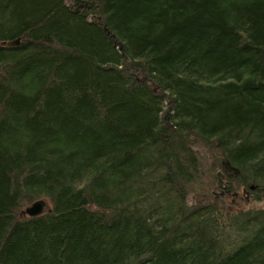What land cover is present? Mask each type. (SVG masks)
<instances>
[{
  "label": "trees",
  "instance_id": "16d2710c",
  "mask_svg": "<svg viewBox=\"0 0 264 264\" xmlns=\"http://www.w3.org/2000/svg\"><path fill=\"white\" fill-rule=\"evenodd\" d=\"M206 176L264 202V0H0V264H264Z\"/></svg>",
  "mask_w": 264,
  "mask_h": 264
},
{
  "label": "rangeland",
  "instance_id": "374dc122",
  "mask_svg": "<svg viewBox=\"0 0 264 264\" xmlns=\"http://www.w3.org/2000/svg\"><path fill=\"white\" fill-rule=\"evenodd\" d=\"M166 106L164 107L162 115L166 111ZM205 170H206L205 167H202V169L200 170L202 176L204 175ZM221 190H226V189H224L222 185H219L218 189H215L214 179L212 178V176L209 177L206 176V178H204V184L202 185V187H200V185L198 184L197 186L194 187V190L188 195L187 202L189 204L204 203L210 200L209 198H215L214 195H216L217 197L215 199H218V201L222 203V208L224 210H229L230 208L232 209V211L245 210L249 208H257L264 206L263 201L253 200L250 196H248L246 192L245 193L242 192L240 188L236 191L234 190L221 191ZM219 193L223 194V196H219ZM21 209H23V206L20 208V210Z\"/></svg>",
  "mask_w": 264,
  "mask_h": 264
},
{
  "label": "water",
  "instance_id": "95a60500",
  "mask_svg": "<svg viewBox=\"0 0 264 264\" xmlns=\"http://www.w3.org/2000/svg\"><path fill=\"white\" fill-rule=\"evenodd\" d=\"M79 6H85V5L84 4H80ZM97 18L99 19V16H97ZM104 30H105L106 33H108V29L107 28L104 27ZM17 43H18V39H15L14 40V44H17ZM170 108H171V104L167 105L166 111L162 115V119L167 120ZM45 209L49 210L47 208V204H46L45 200L37 199V200L32 201L29 205L25 206L23 209H21L20 212H21V214H24L26 216H35V215H38L41 212H43Z\"/></svg>",
  "mask_w": 264,
  "mask_h": 264
},
{
  "label": "flooded vegetation",
  "instance_id": "af4514ba",
  "mask_svg": "<svg viewBox=\"0 0 264 264\" xmlns=\"http://www.w3.org/2000/svg\"><path fill=\"white\" fill-rule=\"evenodd\" d=\"M221 191H226V190H221ZM219 196H223V194L219 193ZM214 197L216 198L217 196L214 195Z\"/></svg>",
  "mask_w": 264,
  "mask_h": 264
},
{
  "label": "bare ground",
  "instance_id": "6f19581e",
  "mask_svg": "<svg viewBox=\"0 0 264 264\" xmlns=\"http://www.w3.org/2000/svg\"><path fill=\"white\" fill-rule=\"evenodd\" d=\"M77 10V9H76Z\"/></svg>",
  "mask_w": 264,
  "mask_h": 264
}]
</instances>
